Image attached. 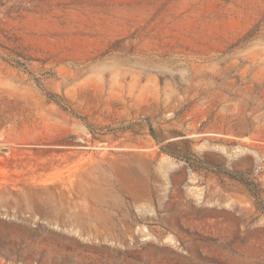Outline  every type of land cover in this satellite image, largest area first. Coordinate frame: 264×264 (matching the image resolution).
<instances>
[{"label":"rangeland","instance_id":"obj_1","mask_svg":"<svg viewBox=\"0 0 264 264\" xmlns=\"http://www.w3.org/2000/svg\"><path fill=\"white\" fill-rule=\"evenodd\" d=\"M0 264H264V0H0Z\"/></svg>","mask_w":264,"mask_h":264}]
</instances>
